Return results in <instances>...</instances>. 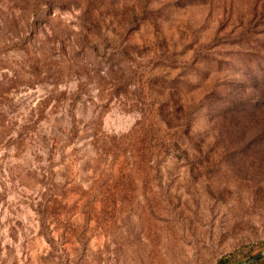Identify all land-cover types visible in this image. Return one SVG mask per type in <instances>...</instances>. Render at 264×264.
<instances>
[{
  "label": "rangeland",
  "instance_id": "rangeland-1",
  "mask_svg": "<svg viewBox=\"0 0 264 264\" xmlns=\"http://www.w3.org/2000/svg\"><path fill=\"white\" fill-rule=\"evenodd\" d=\"M263 251L264 0H0V264Z\"/></svg>",
  "mask_w": 264,
  "mask_h": 264
},
{
  "label": "water",
  "instance_id": "water-1",
  "mask_svg": "<svg viewBox=\"0 0 264 264\" xmlns=\"http://www.w3.org/2000/svg\"><path fill=\"white\" fill-rule=\"evenodd\" d=\"M262 257H264V251L256 254L250 258H248L247 260H245L243 263L241 264H254L256 261H258L259 259H261Z\"/></svg>",
  "mask_w": 264,
  "mask_h": 264
},
{
  "label": "trees",
  "instance_id": "trees-1",
  "mask_svg": "<svg viewBox=\"0 0 264 264\" xmlns=\"http://www.w3.org/2000/svg\"><path fill=\"white\" fill-rule=\"evenodd\" d=\"M217 264H226V260H219Z\"/></svg>",
  "mask_w": 264,
  "mask_h": 264
}]
</instances>
